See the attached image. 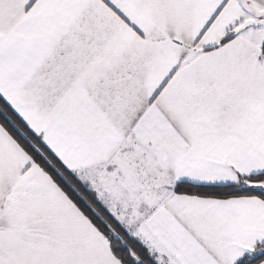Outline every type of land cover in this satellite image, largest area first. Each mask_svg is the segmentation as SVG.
I'll return each instance as SVG.
<instances>
[{
	"label": "snow or ice",
	"instance_id": "obj_1",
	"mask_svg": "<svg viewBox=\"0 0 264 264\" xmlns=\"http://www.w3.org/2000/svg\"><path fill=\"white\" fill-rule=\"evenodd\" d=\"M0 264H264V0H0Z\"/></svg>",
	"mask_w": 264,
	"mask_h": 264
}]
</instances>
